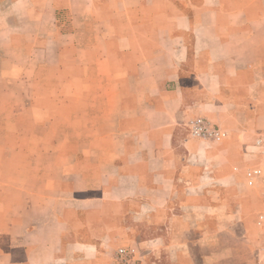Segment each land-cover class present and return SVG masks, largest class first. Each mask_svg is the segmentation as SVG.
<instances>
[{
	"label": "crops",
	"instance_id": "crops-1",
	"mask_svg": "<svg viewBox=\"0 0 264 264\" xmlns=\"http://www.w3.org/2000/svg\"><path fill=\"white\" fill-rule=\"evenodd\" d=\"M262 107L264 0H0V264H264Z\"/></svg>",
	"mask_w": 264,
	"mask_h": 264
},
{
	"label": "built area",
	"instance_id": "built-area-1",
	"mask_svg": "<svg viewBox=\"0 0 264 264\" xmlns=\"http://www.w3.org/2000/svg\"><path fill=\"white\" fill-rule=\"evenodd\" d=\"M189 135L202 141H220L226 137V133L211 124L207 119L196 118L187 125ZM249 164L244 170V183L248 188H254L258 184H264V130L258 132L253 141L245 148ZM256 227L262 231L264 236V210L257 214ZM264 252V246L262 248ZM134 250L120 248L116 259L120 264H130Z\"/></svg>",
	"mask_w": 264,
	"mask_h": 264
},
{
	"label": "rangeland",
	"instance_id": "rangeland-1",
	"mask_svg": "<svg viewBox=\"0 0 264 264\" xmlns=\"http://www.w3.org/2000/svg\"><path fill=\"white\" fill-rule=\"evenodd\" d=\"M5 57L9 58V56H5ZM246 127L250 130L251 129L254 130L251 131V136L250 137L248 136V138H246V141L244 142L243 153H245L246 145L250 144L253 141L254 136L258 132L264 130V107L257 109V112L254 115V119L249 120L248 123L246 124ZM246 167H244V170ZM238 190L240 193H242L245 196V199L248 201V204L251 206V210L249 211L247 216L248 217L253 216L256 218L257 214L264 210V184H258L254 188H248L244 184H242L241 188L238 187Z\"/></svg>",
	"mask_w": 264,
	"mask_h": 264
}]
</instances>
